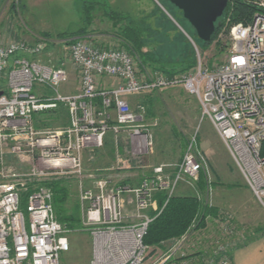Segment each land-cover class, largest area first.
I'll return each instance as SVG.
<instances>
[{
	"label": "built area",
	"instance_id": "1",
	"mask_svg": "<svg viewBox=\"0 0 264 264\" xmlns=\"http://www.w3.org/2000/svg\"><path fill=\"white\" fill-rule=\"evenodd\" d=\"M257 8L248 23L233 24L224 63L208 68L196 49V65L175 76L140 70L127 50L87 39L66 44L67 51L51 65L40 60L45 43L0 44V81L7 82V90L0 91V264H62V255L70 251V234L56 218L54 193L47 183L68 177L77 178L81 187L82 226L92 239L91 264L143 263L148 249L144 238L154 220L151 211L159 213L155 196H172L181 184L192 186L205 162L193 141L178 165L154 167L137 186L114 184V177L101 174L89 175L92 189H84V154L102 149L109 133L126 134L132 154V159L119 160L113 173L132 171V160L152 152L147 106L134 107L130 101L144 93L180 87L196 97L203 118L213 125L264 210V0ZM226 21L231 24L228 16ZM69 66L79 87L63 94L60 88L70 81ZM59 106L66 109L67 126L38 130L35 115ZM7 155L27 163L30 170L13 171ZM141 167L146 169L139 163ZM127 207L133 209L131 215Z\"/></svg>",
	"mask_w": 264,
	"mask_h": 264
},
{
	"label": "rangeland",
	"instance_id": "2",
	"mask_svg": "<svg viewBox=\"0 0 264 264\" xmlns=\"http://www.w3.org/2000/svg\"><path fill=\"white\" fill-rule=\"evenodd\" d=\"M34 1L3 0L1 12L7 11L8 14L3 22L9 24L8 28L14 29L15 36L12 41H4L1 36L0 40L3 44H47L40 58L44 64H57L63 52L67 51L65 46L69 40L57 39L59 34H73L84 29L88 35L74 41L87 39L107 48L127 50L119 36L125 27L136 24L143 42L142 51L149 55L157 68L163 64L174 67L194 57L197 61L196 48L205 66L213 68L225 62L232 43L230 29L233 24L225 20V26L217 39L210 46L203 47L182 11L169 0ZM236 1L248 2L257 7L260 0H233ZM88 3L95 7L89 12L86 9ZM110 12L127 19L115 21L109 16ZM88 16L91 18L88 21L90 25L86 21ZM25 34L27 38H18ZM45 34H50L52 38H45ZM11 37L9 34L6 39ZM135 59L138 69L142 70L140 61L137 57ZM70 70L69 83L60 88L63 94L74 93L79 87L76 73L72 72V67ZM145 72L150 73L152 69L147 66ZM130 100L134 107L141 103L147 106L145 125L153 141L152 152L132 160V171L116 170L117 173H113L112 169H115L119 160L132 159V154L126 134L116 136L109 133L102 149L84 155V189H92L89 175L101 174L114 177V184L137 186L141 174L139 163L146 167L144 174H149L160 165L174 167L182 161L189 144L195 141L194 149L205 161L203 171L192 186L181 184L172 196L196 197L211 213L205 217L201 227H198V223L192 225L188 233L179 239L164 242L160 247L146 245L147 255L142 264H197L199 259L195 262L192 259L203 251L206 255L201 264H221L225 259L226 264H229L235 249L247 245L257 234L264 233V212L250 193L213 125L203 118L199 101L180 87L144 93ZM67 124V112L63 106L35 115V127L38 130H59ZM5 161L9 168L18 173L30 170L27 163L15 156L7 155ZM65 181L71 195L66 207L72 209L79 205L82 219L84 206L80 201L79 181L75 177H68ZM132 210L128 208L127 214L131 215ZM68 238L70 251L62 255V264H91L93 248L90 233L84 230L73 232ZM168 256L170 258L166 261Z\"/></svg>",
	"mask_w": 264,
	"mask_h": 264
},
{
	"label": "trees",
	"instance_id": "3",
	"mask_svg": "<svg viewBox=\"0 0 264 264\" xmlns=\"http://www.w3.org/2000/svg\"><path fill=\"white\" fill-rule=\"evenodd\" d=\"M91 8L95 7L91 5V3H88L86 5L87 11L89 12ZM257 12L258 8L250 5L248 2H233V0H231L223 17L216 23V31L211 43H204L200 39L198 43L203 45V47L210 46L214 40L217 39L221 30L225 26V20L229 14L232 24H236L248 23ZM109 16L115 21L118 19L120 20L121 18H119L114 12H110ZM89 19L91 18L88 16L86 20L88 25L91 24L89 23ZM121 19L125 20L127 18L123 17ZM132 25V27H125L121 31L119 38L125 43L124 46L127 48L129 54L137 57L141 63L140 66L144 71L148 66L152 71H158L168 76H175L185 73L196 65L197 61L194 57V59L184 61L174 67L163 64L157 68L155 65L156 63L149 58V55L142 51L143 42L140 30H137L136 24ZM85 30L86 29L80 30L73 34L62 33L56 38L60 40H69L67 44H72L75 39L88 35ZM43 36L47 39L52 38L50 34H45ZM262 155L264 156V146ZM66 183L67 182L63 179L55 180L47 183V186L51 188L54 193L53 205L58 222L66 227L69 234H72L73 232H81L83 226L79 205L74 206L72 209L66 207L67 201L71 197ZM155 199L159 205V213L153 214L154 220L150 224L144 238L145 245L149 247H160L164 242L183 237L188 233L192 225L198 223V227H201L204 224L205 217L211 213L210 209L203 207L201 202L193 196L169 197L166 193L162 192L157 194Z\"/></svg>",
	"mask_w": 264,
	"mask_h": 264
},
{
	"label": "water",
	"instance_id": "4",
	"mask_svg": "<svg viewBox=\"0 0 264 264\" xmlns=\"http://www.w3.org/2000/svg\"><path fill=\"white\" fill-rule=\"evenodd\" d=\"M182 11L184 18L204 43H211L217 21L223 17L231 0H169ZM3 95L0 92V97Z\"/></svg>",
	"mask_w": 264,
	"mask_h": 264
},
{
	"label": "crops",
	"instance_id": "5",
	"mask_svg": "<svg viewBox=\"0 0 264 264\" xmlns=\"http://www.w3.org/2000/svg\"><path fill=\"white\" fill-rule=\"evenodd\" d=\"M26 2L29 3V2H35V1L34 0H26ZM1 4H3V0H0V7H1ZM5 15H8L7 11L1 12V9H0V36L3 37L4 41H12L13 40L12 38H14L13 36H15V31H14V29L8 28V26H9L8 23L3 22ZM9 34H11L12 37L7 40L6 36H8ZM18 38L19 39L27 38V35L25 34L24 37H23V35H21ZM2 42L3 41L0 40V44H3ZM103 84H107L110 86L116 85V83L109 81V80H103ZM1 90L2 91L7 90V82L5 79H2L0 81V91ZM142 168L143 167L139 168L140 172H141L139 180L144 175V173H143L144 169H142ZM250 193H251V191H250ZM252 196H253V194H252ZM157 207H159L158 202H157ZM259 208L264 212V210L260 206H259ZM127 209H128V207H127ZM151 214L153 215L154 213L151 211ZM128 215H130V214H128ZM205 255H206V253L203 251L202 254L197 255L196 257H193L192 260L194 261V260L199 259V261H196V263L201 264L202 263L201 261H203V257H205ZM229 264H264V233L262 235L257 234V236H255V238L252 239L247 245L235 249L231 255V259H230Z\"/></svg>",
	"mask_w": 264,
	"mask_h": 264
},
{
	"label": "bare ground",
	"instance_id": "6",
	"mask_svg": "<svg viewBox=\"0 0 264 264\" xmlns=\"http://www.w3.org/2000/svg\"><path fill=\"white\" fill-rule=\"evenodd\" d=\"M230 2H231V1H230ZM189 39H190V41H192V39H191V38H189ZM196 49H197V48H196ZM196 49H195V50H196Z\"/></svg>",
	"mask_w": 264,
	"mask_h": 264
}]
</instances>
